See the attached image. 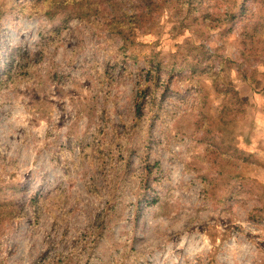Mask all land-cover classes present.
Listing matches in <instances>:
<instances>
[{
	"label": "rangeland",
	"instance_id": "rangeland-1",
	"mask_svg": "<svg viewBox=\"0 0 264 264\" xmlns=\"http://www.w3.org/2000/svg\"><path fill=\"white\" fill-rule=\"evenodd\" d=\"M76 1L0 0V264H264V0Z\"/></svg>",
	"mask_w": 264,
	"mask_h": 264
},
{
	"label": "trees",
	"instance_id": "trees-1",
	"mask_svg": "<svg viewBox=\"0 0 264 264\" xmlns=\"http://www.w3.org/2000/svg\"><path fill=\"white\" fill-rule=\"evenodd\" d=\"M58 2H60V0H45V4L48 6L47 7L48 9L56 8L58 6V4H59ZM71 3L78 5L80 8H84V7L90 8L93 4H96L92 0H79V1H76L75 3L74 2H71ZM61 4H65V3L62 2ZM66 6H69V4H66ZM243 8L245 9V6ZM76 16H78V15H76ZM79 18H81V17H79ZM54 31L55 32H60V29L57 28ZM1 57H3L1 59V61H3V63L0 64V82L3 83L4 79L8 78V77H6V75L10 76L11 75V71L18 70V65H20L21 61H23L24 57H23V55L21 53V50L19 48H13V49H11L10 53H5ZM244 78L250 84H257L258 83L257 78L253 77V79H250L252 77L248 76L245 71H244ZM8 79H11V77L8 78ZM222 94H224L226 96V100L228 101V104L226 103L227 105L225 104L223 106L222 111H221L222 121L226 123L224 118L226 116L230 115V110H231V107H230L231 105H229V102L230 101L233 102V100H237V101H239L242 104H244V103L248 104L249 103V99L248 98H245V99L243 98L242 99L240 97V93L238 91H236L233 88V86H231V84H228V83H226L224 85V90H223ZM232 105H233V103H232ZM241 113H243V111H241ZM231 149H232L231 152L233 154L235 153L237 155L238 153H241V156L243 155V152L239 151L237 148L234 147V148H231ZM243 160L247 161L248 159H247V157H245ZM154 202H157V201H154Z\"/></svg>",
	"mask_w": 264,
	"mask_h": 264
}]
</instances>
